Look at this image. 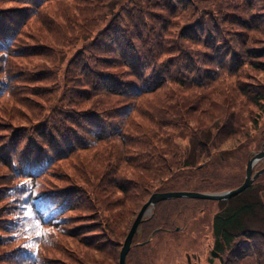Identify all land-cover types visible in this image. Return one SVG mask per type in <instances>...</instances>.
<instances>
[{
	"label": "trees",
	"instance_id": "1",
	"mask_svg": "<svg viewBox=\"0 0 264 264\" xmlns=\"http://www.w3.org/2000/svg\"><path fill=\"white\" fill-rule=\"evenodd\" d=\"M109 1L0 0V97L10 96L37 117L40 108L21 93L39 91L34 96L47 111L32 125L11 126V106L0 122L4 161L34 183L25 198L26 215L8 232L13 264H97L92 253L108 252L110 236L125 229L116 234L122 246L136 212L128 203L135 206L155 192L222 191L203 175L231 159L246 163L264 145V0H210L211 9L193 12L186 0H127L97 33V15ZM198 11L201 16L190 21ZM206 52L210 55L203 56ZM14 58L28 61L16 64ZM82 154L93 164L94 183L82 177L81 185L42 190L39 180L47 166ZM73 166L69 162L67 170ZM76 167L84 168L75 163V174ZM23 183L12 188L18 205ZM253 199L213 216L209 231L222 264L252 245L264 251V232L245 226L247 217L264 210ZM166 202L177 203L179 214L193 219L210 201L159 203L143 224L151 223V230L141 242L173 225L169 214L156 220ZM92 206L97 211L91 214H68ZM29 219L36 223L25 230L32 238L21 232V222ZM63 237L81 260L47 256L49 248L63 245ZM134 242H140L138 236ZM258 255L264 264L263 253ZM109 256L118 259L114 252Z\"/></svg>",
	"mask_w": 264,
	"mask_h": 264
},
{
	"label": "rangeland",
	"instance_id": "2",
	"mask_svg": "<svg viewBox=\"0 0 264 264\" xmlns=\"http://www.w3.org/2000/svg\"><path fill=\"white\" fill-rule=\"evenodd\" d=\"M127 0H110L105 6L106 9L104 12H100V14L97 15V21H98V27L96 29V32H99V29L103 26L108 24V21L112 18L113 13L116 12L121 3H125ZM130 3L132 0H128ZM209 1L205 0H192L188 1L186 0V9L188 11L192 12L195 11L196 8H200L202 10H209L211 9L209 6ZM112 4L110 5V3ZM218 4L220 3V0H217ZM132 4V3H131ZM197 4V5H196ZM217 4V5H218ZM133 6V5H132ZM201 16V12H194L192 16L190 17V21L195 22L199 17ZM182 25V24H181ZM194 52H197L200 50V47H194ZM212 53V52H211ZM210 53L206 52L203 54V56H209ZM14 63L16 64H26L27 59L22 58H14ZM38 62V61H35ZM51 82L56 81L55 78H49ZM22 81H17L15 84H20ZM43 84L48 86H51L52 83L44 82ZM35 84L29 83V88H32ZM46 92L52 93V88H49ZM39 93V91H25L24 93H21L22 95H31V97L27 98V101L38 106L40 109L38 112H34L37 117L32 115L28 109H24L21 107L19 109L18 106H16L15 102L12 101L11 97L6 95H2L0 97V122L6 121L5 119V113L4 111L10 108L11 106H14L15 115L13 120V124L11 126H19V125H32L34 121L37 119H41V115H46V103L44 101H41L40 98L35 97L34 94ZM49 93L44 96V98L49 97ZM41 101V102H36ZM44 105H43V103ZM5 104V105H4ZM261 147V146H260ZM264 148V145L262 146ZM258 148L255 150V152L261 151L263 148ZM2 149V148H1ZM0 149V236L7 242H0V264H13L10 256V252L13 251L15 247L14 241H12V236H9V231L13 230V222L15 219L22 218L23 215H26L24 210V207L27 208L29 205L26 203L25 198L29 196V190H34V183L31 181V179L27 176L19 177V173L14 171L9 167V165L4 161V152H1ZM20 152V149H18ZM101 155V154H100ZM249 157L247 158L248 161ZM88 159L86 158L85 154H82L81 157H78L74 161H69L74 164L73 169L67 170L68 163L66 161H56L54 164H51L46 167V169L42 172V178L39 180L40 186L42 187V190L55 192L58 188L67 186L69 184H77L81 185L82 177L89 183H94L96 181V178L92 176V169L93 164H88ZM247 161L246 163H240L238 161H234L231 159L230 162L220 163L218 164L214 170L208 171L206 175L204 174L203 177L206 179V182L211 185V187H218L220 190L224 188V190H229L238 187L240 184H242L245 180L246 175V168H247ZM75 163L81 164L84 168L76 167L79 172L75 174ZM120 165L118 164V167ZM264 167V160L258 162L255 167L254 171H257ZM73 173L75 175V178L79 181L73 180L69 174ZM202 178V177H201ZM23 183V188L21 189L22 194V202L18 205L17 199L15 201H12V199L15 197L14 191H12V188L16 184ZM81 182V183H80ZM5 184H9V187H2L5 186ZM182 186V185H181ZM222 190V191H224ZM220 192V191H218ZM153 193V192H151ZM49 194V193H47ZM150 196L143 198L141 200L136 202L133 206L132 204L128 203L127 209L134 210L136 209V212L132 216V222L130 226L128 227V231L137 217V214L139 213V210L143 206V204L149 199ZM117 198V197H115ZM114 198V201L116 199ZM120 198V197H119ZM254 198L253 200H257L260 203L264 204V174L256 181L255 185L252 186L251 189L245 191L244 193L240 194L237 198L233 199L231 203H224L221 204L220 202H208L206 205L202 206L201 208H204L205 212H198L196 214V217L193 219L190 218H184V215H180L179 211L177 210V203L173 202H166L163 203L157 210V218L156 220H159L161 218L167 217L169 214L170 218L171 215L174 219H171L174 221L173 225L171 227H168L171 229L170 234H158L154 237L153 241L143 250H134L131 253L130 258L128 259L127 264H187L186 255L187 254H197L202 256L203 261L201 264H207L204 260V258L207 256H210V250H211V243L212 240L210 238V226L212 223L213 216L224 210L225 208L229 206H237L240 201H243L245 199ZM23 203V204H22ZM114 204H118L115 203ZM15 208V211L11 210L12 208ZM89 211H75L72 213H68L69 215H80V214H91L94 212V206L90 208ZM116 210V209H115ZM113 210V211H115ZM97 211V210H96ZM100 214L97 212L92 215L93 218H98ZM109 215V213L106 211L104 214V217ZM12 220V221H11ZM35 221L33 220H26L21 222V232H23L24 237H33V233H31L29 230L25 232V230L30 225H35ZM73 226V225H70ZM245 226L252 229V230H259L264 232V210L258 209L256 211L255 216H249L245 220ZM62 228V227H61ZM68 228V226H67ZM177 228H180L179 232H175ZM7 229V230H6ZM121 230V229H120ZM125 229H123L120 233H114L112 235V238L110 236V245H106L105 248H107L111 253L118 254L117 260H110L108 252H103L101 256L97 255V253H92L93 259L97 264H119V253L121 250V247H119V239H117L116 234H118V237L120 234L124 232ZM151 230V223L146 224L143 226L138 234V240L142 241L147 238L144 237V235L147 232H150ZM127 231V232H128ZM127 234V233H126ZM125 239V238H124ZM123 239V241H124ZM57 240V239H56ZM63 245L58 247V245H54L53 247L49 248L47 250L50 258H63V260H74L75 258H78L81 260L77 253L74 252V249L72 246V241L67 238L63 237L62 240ZM122 241V242H123ZM58 242V240L56 241ZM252 245L249 249V252H242L241 254H236L235 256H229L228 264H260L261 257L258 255L259 252H262L264 255V251L262 249H258L253 247ZM56 248L57 251H53L51 249ZM18 256V254H17ZM92 259V260H93ZM2 260H7L5 263H3ZM217 264V262L215 263ZM222 264V263H220Z\"/></svg>",
	"mask_w": 264,
	"mask_h": 264
},
{
	"label": "water",
	"instance_id": "3",
	"mask_svg": "<svg viewBox=\"0 0 264 264\" xmlns=\"http://www.w3.org/2000/svg\"><path fill=\"white\" fill-rule=\"evenodd\" d=\"M264 159V149L255 154L247 163L246 178L244 183L233 190L221 192V193H202V192H190V191H172L163 193H154L148 202H146L141 208L137 218L135 219L129 234L123 244L122 250L120 252L119 264H126V257L131 249V244L135 234L138 232L142 222L145 217L149 214L152 208L159 202L176 199V198H190V199H201V200H212V201H224L236 197L240 193L248 189L253 182L264 173V168L253 175L254 164L260 160ZM213 256H217L215 252H212Z\"/></svg>",
	"mask_w": 264,
	"mask_h": 264
},
{
	"label": "flooded vegetation",
	"instance_id": "4",
	"mask_svg": "<svg viewBox=\"0 0 264 264\" xmlns=\"http://www.w3.org/2000/svg\"><path fill=\"white\" fill-rule=\"evenodd\" d=\"M213 250V249H211ZM210 250V251H211ZM218 252V251H217ZM197 255V254H196ZM212 258L209 256V257H205L204 260L207 264H215L217 262V264H220V259L219 258H215L214 260H211ZM203 261V258L202 256L198 255V256H194L192 258H190L189 260V263L188 264H201Z\"/></svg>",
	"mask_w": 264,
	"mask_h": 264
},
{
	"label": "snow or ice",
	"instance_id": "5",
	"mask_svg": "<svg viewBox=\"0 0 264 264\" xmlns=\"http://www.w3.org/2000/svg\"><path fill=\"white\" fill-rule=\"evenodd\" d=\"M11 210L15 211V208L13 207ZM7 230V229H6ZM40 233H38L39 235ZM0 242H7L6 240H4L3 238H0Z\"/></svg>",
	"mask_w": 264,
	"mask_h": 264
}]
</instances>
